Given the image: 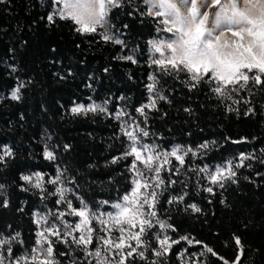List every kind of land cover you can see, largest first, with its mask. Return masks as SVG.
Instances as JSON below:
<instances>
[{"label":"trees","instance_id":"trees-1","mask_svg":"<svg viewBox=\"0 0 264 264\" xmlns=\"http://www.w3.org/2000/svg\"><path fill=\"white\" fill-rule=\"evenodd\" d=\"M49 5L50 0H8L0 4V146L7 145L14 153L6 166L0 165V184L4 185L0 200L9 201L8 208L0 207V233L20 232L30 247L35 241L34 213L56 207V197L42 202L38 190L22 191V186L27 187L20 179L22 173H46L47 179L55 176L59 166L65 170L66 180L74 178L78 184L65 186L75 188L89 207L113 210L99 202H117L133 187L129 170L132 157L112 163L127 147L121 122L105 114L74 116L70 109L75 104L95 102L113 113L124 108L143 121L136 109L149 103L146 85L151 83L149 75H156L157 88L166 99L157 100L156 109H146L147 123L141 126L149 131V137L144 142H154L165 151L180 146L197 153H188L179 175L171 176L178 183L167 186L160 196L158 214L176 228L168 234L173 239L187 236L202 241L229 264L237 254L235 234L245 245L240 264H264V85L252 87L249 82L251 92L241 89L231 93L232 99H224L212 91L214 83L201 82L191 88L187 73L161 78L160 70L150 65L148 42L158 36L156 24L151 17L140 15L137 9L144 7L140 0H123L122 6L110 13L112 32L127 45L123 49L77 33L71 22L48 24L46 17L52 11ZM128 54L138 62L116 59ZM61 75L67 78L60 79ZM19 82L25 84L21 99L12 100L11 92ZM249 108L252 112L245 114ZM205 143L206 150L200 148ZM45 144L57 146L56 161L43 158ZM65 144L70 145L68 150ZM241 154L254 157L244 161L251 167L236 169L238 183L228 182L224 189L215 187L214 196L203 191L208 186L203 178L206 174L187 170L205 166L212 170L229 160L237 163ZM172 162L176 164L174 159ZM161 175L166 181L169 178L167 171ZM68 195L79 207V201ZM182 195V202L167 203L171 197ZM192 204L201 211L194 212L189 207ZM57 250L67 251L63 244ZM15 251L19 255L18 246ZM77 257L84 259L77 251L60 260L70 264ZM155 259L150 256V260ZM132 264L149 261L137 257ZM165 264H223V260L207 253L200 244L181 241L173 246Z\"/></svg>","mask_w":264,"mask_h":264},{"label":"snow or ice","instance_id":"snow-or-ice-1","mask_svg":"<svg viewBox=\"0 0 264 264\" xmlns=\"http://www.w3.org/2000/svg\"><path fill=\"white\" fill-rule=\"evenodd\" d=\"M7 3L8 0H0V4ZM122 3L123 0H50L52 11L46 19L50 25L57 20L71 22L77 33L98 37L104 43L120 45L123 49L127 45L112 32L114 26L109 19L113 9L120 8ZM140 3L144 6L142 10L137 9L140 15L151 17L156 24L158 36L148 42L151 47L150 65L160 70L161 78L163 75L175 77L180 73H187L191 88L201 82L209 85L214 83L212 91L224 99H232L231 93L241 89L251 92L249 82L252 87L264 85V0H140ZM52 51L55 52L56 49L53 48ZM116 59L132 64L138 62L132 54L117 56ZM68 75H72L71 71ZM66 78L60 76V79ZM148 78L151 81L146 85L150 94L149 103L136 109L144 117L143 121L132 117L124 108L113 113L95 102L88 105L74 102L75 106L70 109L74 116L105 114L121 122L127 147L120 157L113 158L112 163L132 157L129 170L133 173V187L130 192L117 202L100 201V206L107 205L114 210L106 212L99 207H89L75 188L65 186L78 184L74 178L66 180L65 170L59 166L55 176L47 179L46 173H22L20 179L27 187L22 186L21 190H38L42 202L56 197V207L47 208L45 204L46 212L34 213L35 241L30 247L21 238L20 232L0 233V264H62L60 257H69L77 251L83 254L84 259H71L70 264H132L137 257L148 260L149 264H165L173 246L181 241L189 245L200 244L207 253L223 260V264H229L227 259L219 257L213 248L204 245L202 241H193L187 236L173 239L168 230L175 232L176 228L158 214L160 196L165 188L178 183L171 176L179 175L188 153L191 152L194 156L197 153L191 148L185 150L180 146L165 151L154 142H144V138L149 137V131L141 126L147 123L146 109H156L157 100L166 99L157 88L159 81L156 75H149ZM24 87L25 84L19 82L11 92V99L20 100L21 89ZM261 90L264 91V87ZM120 99L125 98L121 96ZM250 112L251 108L245 114ZM23 118L21 115V119ZM56 147L45 144L43 158L50 162L56 161ZM69 148L70 145H64L65 150ZM200 148L206 150L208 144H202ZM9 158H14L12 149L7 145L0 146V165L6 166ZM173 159L176 164H173ZM252 159L253 156L241 154L237 163L229 160L212 170L207 166L198 170L189 167L187 170L206 174L203 178L207 179L208 186L203 187V191L214 196L215 187L224 189L228 182L237 184L236 169L251 167L244 161ZM164 171L169 173L167 181L161 175ZM47 185L54 188L50 190ZM3 189L4 185L0 184V196H4ZM68 194L79 201V207L74 206L73 199ZM183 199V195L173 196L167 203H180ZM0 207H9L7 198L0 200ZM189 207L194 212L201 211L195 204ZM67 217L78 219L69 220ZM114 231L119 236L113 238ZM153 239L155 244L152 243ZM233 239L237 254L232 264H240L245 255V245L241 237L235 234ZM61 244L66 246L67 251L57 250V246ZM17 246L20 249L19 255L15 251ZM146 252L150 255L146 256ZM150 256H155L156 259L150 260Z\"/></svg>","mask_w":264,"mask_h":264},{"label":"rangeland","instance_id":"rangeland-1","mask_svg":"<svg viewBox=\"0 0 264 264\" xmlns=\"http://www.w3.org/2000/svg\"><path fill=\"white\" fill-rule=\"evenodd\" d=\"M112 211H114V210H112ZM72 219H78V218L72 217ZM133 230H135V229H133ZM112 235H113V238H115V237L119 236V233L116 232V231H114V232L112 233ZM125 235H126V234H125ZM132 243H135V242L132 241Z\"/></svg>","mask_w":264,"mask_h":264}]
</instances>
